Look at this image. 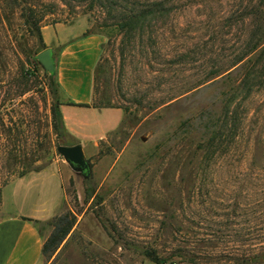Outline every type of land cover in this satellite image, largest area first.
<instances>
[{"label":"rangeland","instance_id":"374dc122","mask_svg":"<svg viewBox=\"0 0 264 264\" xmlns=\"http://www.w3.org/2000/svg\"><path fill=\"white\" fill-rule=\"evenodd\" d=\"M70 22L103 35L96 103L125 109L86 156L91 198L57 149L72 139L37 58L42 28ZM261 24L264 0H0V219L13 179L57 163L45 242L73 225L52 264H264V41L234 66Z\"/></svg>","mask_w":264,"mask_h":264},{"label":"crops","instance_id":"0c3cea01","mask_svg":"<svg viewBox=\"0 0 264 264\" xmlns=\"http://www.w3.org/2000/svg\"><path fill=\"white\" fill-rule=\"evenodd\" d=\"M42 37L52 49L70 143H81L85 155L92 156L125 118L122 106L95 104L103 35L87 32L85 23L70 22L45 25ZM65 195L66 180L57 163L12 180L3 196L6 214L0 219V264H52L43 251L41 225L59 210Z\"/></svg>","mask_w":264,"mask_h":264},{"label":"trees","instance_id":"16d2710c","mask_svg":"<svg viewBox=\"0 0 264 264\" xmlns=\"http://www.w3.org/2000/svg\"><path fill=\"white\" fill-rule=\"evenodd\" d=\"M149 14L150 13L148 11L142 10V11H140L139 13H137L135 15L124 16V17H130V18L126 19L125 25L135 26L138 23V21H139L138 17H148ZM261 33H262V35H261ZM250 37H251L252 42H254V43L250 46V49H249L248 52H245L240 57H238L237 62L234 63V66L238 62L246 60V58L248 56H250L254 52V50H256L257 46H259V44L262 41H264V24H261L260 26L258 25V27L255 30L252 31ZM41 39L43 41L42 35H41ZM46 48L47 47H46V45L43 42L41 51L45 50ZM39 63H40V61H39ZM46 73L49 76L50 85L52 87H57L58 88L57 81H56V72H55V70L51 71V72L46 71ZM95 104H98V103L95 102ZM2 110L3 109H2L1 104H0V112ZM52 111H53V117H54V120H55V128L58 131V135L60 137H63V136H65V134H67V131H66V128H65V123H64L62 112H61V102H57L54 105ZM66 145H73V144L72 143H66ZM37 169H41V168H37ZM37 169H35V168L29 169L26 172L31 171V170H37ZM26 172H24V173H26ZM81 172H82V174H83V176L85 178V181H86V183L88 185V189H87L88 190V192H87L88 193V197L91 198L93 196V194H94V191L91 190L90 186H89V184L92 182V179H93L92 163L87 160V167L84 170H82ZM24 173H22L20 175H23ZM72 225H73V222H71V221H67V223L65 225L64 224L63 225L59 224V228L57 229L56 233L44 243L43 251H44L45 255L49 254V255L53 256L52 254L57 251V248L59 247L61 242L64 240L66 235L70 232V230L72 228ZM146 254L154 262L160 263L162 261V259L160 258L159 255H156L155 253H153L151 251H147Z\"/></svg>","mask_w":264,"mask_h":264},{"label":"water","instance_id":"95a60500","mask_svg":"<svg viewBox=\"0 0 264 264\" xmlns=\"http://www.w3.org/2000/svg\"><path fill=\"white\" fill-rule=\"evenodd\" d=\"M37 58L46 71L51 72L55 70V61L51 48H46L40 52ZM57 149L72 168L82 171L87 167V158L81 143L74 145H59Z\"/></svg>","mask_w":264,"mask_h":264},{"label":"built area","instance_id":"2783aa9c","mask_svg":"<svg viewBox=\"0 0 264 264\" xmlns=\"http://www.w3.org/2000/svg\"><path fill=\"white\" fill-rule=\"evenodd\" d=\"M166 264H177V263L176 262H173V261H170V262H168Z\"/></svg>","mask_w":264,"mask_h":264}]
</instances>
